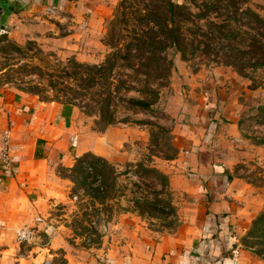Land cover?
I'll use <instances>...</instances> for the list:
<instances>
[{"label":"rangeland","instance_id":"374dc122","mask_svg":"<svg viewBox=\"0 0 264 264\" xmlns=\"http://www.w3.org/2000/svg\"><path fill=\"white\" fill-rule=\"evenodd\" d=\"M172 1L188 4L193 8L191 3L194 0ZM221 1L223 6L234 4L233 8L221 9V13L229 18L226 22L235 31V52L238 53L234 54L237 56L227 60V53H224L228 48L222 47L223 42L212 44V48L219 53L217 56L211 55L210 60L203 56L183 61L179 54L168 52V57L173 62L169 84L158 90L153 113L134 114L126 109L125 103L116 110V126H112L122 128L128 125L131 130L128 141L120 148L121 151H126L129 161L122 164L117 161L111 165L104 160L87 159L80 164L74 163L69 169L57 167L58 175L67 179L68 183L65 199L54 209L58 213L63 210V214H68V224L73 228L72 240H75V234L80 235L79 242L87 248L90 247L89 254L95 256L97 253V259L116 257L124 251L123 246L132 248L140 240L144 243V252L153 255V249L161 239H168L177 233L183 216L189 213L185 211L186 193L183 189L186 188L188 180L195 179V176L198 179L197 165L200 162H193V166L186 164L185 153L178 150L173 152L169 146L175 148L173 131L179 127H188L189 124L193 127L199 120V114L206 113L209 120L215 115L222 120L221 124L225 123V106L206 108L212 101L225 96L238 98L240 102L233 109H239L236 116L239 118L237 122L242 139L248 144L264 146V63L260 66L255 63V59L245 58L250 53L243 54L249 51L244 32L251 33L255 40L259 39L258 35L264 34V24L249 19L244 12L250 10L264 20V0H248L247 4L238 3V0ZM120 2L121 0H111L105 8L101 7L98 10L100 20L97 23H90L88 17L75 21V32L68 39L60 40L58 37L61 34L58 33V36L55 34V41L54 36L47 34L48 31L39 20L33 22L29 18L19 17L9 26H3V35H0L1 96L8 93L20 98L31 92L38 99L42 97L56 103L69 100L65 96L70 93L64 86L74 88L72 85L75 84V89L78 86L77 81L69 77L72 72L71 62L88 65L103 62L111 51L104 44V40ZM136 2V6L143 7L142 0ZM199 3L200 0L196 4ZM48 13L42 12L47 19H54L55 13ZM200 26L203 31L208 30L203 22ZM127 30L129 32L130 29ZM226 62H232L236 69L243 71L240 74L246 77L238 74L234 67L226 66ZM64 69L69 74L65 75ZM78 71L75 68V72ZM127 74V84L138 86L134 77L131 79V71L128 70ZM137 96V93L129 92L125 98L134 99ZM71 105L77 108L76 133H92L94 116L84 109L80 110L81 103L79 105L78 101ZM154 126L167 129L171 139L164 134L153 143V132L157 130ZM260 149L262 150L257 155L250 153L241 162L238 161L236 166L237 170L242 168L241 175L256 186L260 185L264 172V150ZM206 162L210 163L209 156ZM147 170H155L159 175ZM260 195H263V190ZM102 210L106 212L105 219ZM121 213H126L127 216L120 217ZM263 214L264 203L254 217H246V224L240 222L237 226L239 235L236 237L234 252L230 254L231 258L235 256V263L239 262L240 251H243L264 264ZM104 225L107 231L104 230ZM103 237L105 241H111V244L102 247ZM206 263L210 264V261ZM149 264L154 263L151 261Z\"/></svg>","mask_w":264,"mask_h":264},{"label":"crops","instance_id":"0c3cea01","mask_svg":"<svg viewBox=\"0 0 264 264\" xmlns=\"http://www.w3.org/2000/svg\"><path fill=\"white\" fill-rule=\"evenodd\" d=\"M110 1L0 0V5L10 11L4 26H9L19 17L29 18L33 22L39 20L49 36L55 39V34L60 33L58 38L61 40L71 38L75 32V21L88 17L90 23L99 22L98 10L103 6L105 8ZM49 10L55 13L52 20L42 14ZM1 95L0 264H41L44 260L50 264H149L151 261L154 264L228 263L236 245L229 250L226 235H233L236 241L239 223L246 224V217L252 218L262 209L264 172L260 185L256 186L242 176L243 169L237 170L236 166L250 153L257 155L262 150L260 148L264 150V146L248 144L242 139L237 122L239 118L236 116L239 109H233L240 100L218 97L206 108L225 106V123L221 124L222 120L215 115L209 120L205 113L199 114V120L193 127L190 124L188 127L178 126L173 131V146L185 153L186 164L193 166V162H200L197 165L198 179L195 176V179L188 180L183 189L186 193L185 211L189 213L183 216L177 233L168 239H161L155 245L153 255L144 252V243L140 240L132 248L123 246L124 251L116 257L97 259L96 252L95 256L91 252L89 254L90 247L79 242L80 235L75 234V240H72L73 228L68 224V214H63V210L58 213L54 209L65 199L68 183L67 179L58 175L57 167L69 169L76 159L86 153L102 158L111 165L117 161L127 163V153L120 148L128 141L130 128L128 125L122 128L114 125L102 134H77V108L74 105L41 102L29 94L20 98L8 93ZM212 120L218 121V129L209 144L205 145L203 141ZM208 156L209 164L206 162ZM262 190L263 195H260ZM102 212L105 219L106 212ZM119 216L126 217L127 214L121 213ZM21 227L32 229L36 235L30 246L19 247L15 242L14 231ZM104 230L107 231V228ZM103 239L104 242H100L102 247L111 244L108 239ZM239 256L237 264H263L243 251Z\"/></svg>","mask_w":264,"mask_h":264},{"label":"trees","instance_id":"16d2710c","mask_svg":"<svg viewBox=\"0 0 264 264\" xmlns=\"http://www.w3.org/2000/svg\"><path fill=\"white\" fill-rule=\"evenodd\" d=\"M197 1L194 0L191 3L193 6L191 9L188 4H177L172 0H142V8L136 6L138 4L136 0H121L114 21L109 23L108 34L104 40V44L111 51L100 64L88 65L71 62L72 72L69 77L77 81V89H75V84L72 85L74 88L64 86V89L70 93L65 97L70 99L57 103L72 104L76 101L79 105L81 103L80 110L84 109L94 116L93 132L102 134L108 127L114 125L116 110L124 103L127 105L126 109L134 114L153 113V106L158 100V90L169 84L173 62L172 58L168 57V52L179 54L183 61L203 56L210 60L211 55L217 56L219 53L218 50L212 48V44L223 42L222 47L228 48V51L223 49L226 50L224 54L227 53V60L236 57L237 55L234 54L237 48L234 41L235 31L229 22H226L229 18L221 13V9L233 8L234 4L223 6L221 0L217 2L200 0V3L196 4ZM237 2L247 4L248 0ZM244 13L249 19L264 24V20L250 10ZM201 22L204 23L207 31L202 30ZM243 34L246 36L249 50L248 53L243 52V54H251L245 58L255 59V63L262 66L264 63V34L258 35V40L253 39L254 36L251 33L244 32ZM226 66L234 67V64L226 62ZM75 68L79 71L75 72ZM128 70L132 73L131 79L134 77L138 86L127 84ZM235 70L238 74L243 72L238 68ZM64 74H69L68 70L64 69ZM129 92L137 93V98L126 99V94ZM29 94L36 96L31 92ZM84 100L87 102H82ZM39 101L56 102L42 97ZM154 128L157 130L153 132L155 133L153 143H156L159 136L164 134L169 135L171 139L167 129L160 126H154ZM217 129V122L212 120L207 127L203 144H209ZM169 149L173 152L177 151L171 145ZM87 159L103 160L86 153L76 159L75 163L80 164ZM147 171L156 176L159 175L155 170ZM94 172L96 174V170ZM232 236L226 235L229 250L235 244V237ZM222 264L233 263L230 259V262H222Z\"/></svg>","mask_w":264,"mask_h":264},{"label":"built area","instance_id":"2783aa9c","mask_svg":"<svg viewBox=\"0 0 264 264\" xmlns=\"http://www.w3.org/2000/svg\"><path fill=\"white\" fill-rule=\"evenodd\" d=\"M50 12H54L53 10H49ZM48 11V12H49ZM14 239L17 244V246H30L36 239V235L34 231L27 227H21L14 231ZM234 252V250L232 251ZM17 253L20 254V251H17ZM232 263L234 264L236 259L235 256L233 258H230ZM41 264H50L49 261L44 260Z\"/></svg>","mask_w":264,"mask_h":264},{"label":"water","instance_id":"95a60500","mask_svg":"<svg viewBox=\"0 0 264 264\" xmlns=\"http://www.w3.org/2000/svg\"><path fill=\"white\" fill-rule=\"evenodd\" d=\"M9 12V9L6 6L0 5V35L3 32L4 22Z\"/></svg>","mask_w":264,"mask_h":264}]
</instances>
